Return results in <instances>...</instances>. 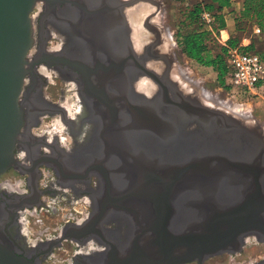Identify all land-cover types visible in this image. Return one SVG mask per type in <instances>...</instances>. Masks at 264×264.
<instances>
[{"label": "flooded vegetation", "instance_id": "1", "mask_svg": "<svg viewBox=\"0 0 264 264\" xmlns=\"http://www.w3.org/2000/svg\"><path fill=\"white\" fill-rule=\"evenodd\" d=\"M162 12L161 0H41L34 9L24 126L16 165L0 179V223L37 264L55 249L72 254L69 264H116L142 224L165 222L169 208L179 218L164 195L145 191L152 174L193 163L199 148L173 129L165 134L160 119L183 92L162 88L167 69H179ZM150 67L163 76L152 79ZM49 214L64 218L58 233L30 236V217L45 223Z\"/></svg>", "mask_w": 264, "mask_h": 264}, {"label": "water", "instance_id": "2", "mask_svg": "<svg viewBox=\"0 0 264 264\" xmlns=\"http://www.w3.org/2000/svg\"><path fill=\"white\" fill-rule=\"evenodd\" d=\"M39 1L0 0V179L16 165L15 149L24 126L21 96L32 65L28 56L35 42L33 12ZM142 5L146 6L138 7ZM167 71L164 91L168 94L177 87L183 92L172 100L173 108L162 109L164 133L173 129V134L193 138L199 148L190 159L193 163L187 160L170 171L152 174L145 190L152 199L164 195L167 207L171 205L179 218L175 220L169 208L165 222H151L147 228L142 224L132 248L126 247L116 264H204L210 256L241 251L248 236L264 241V134L203 97L171 68ZM158 72L148 70L154 80L160 77ZM231 135L234 151L223 145L207 148L199 140L205 136L221 142ZM238 136L250 141L247 150L240 147ZM188 177L193 179L191 186H186ZM0 264H37L19 252L1 223Z\"/></svg>", "mask_w": 264, "mask_h": 264}, {"label": "rangeland", "instance_id": "3", "mask_svg": "<svg viewBox=\"0 0 264 264\" xmlns=\"http://www.w3.org/2000/svg\"><path fill=\"white\" fill-rule=\"evenodd\" d=\"M161 1L163 3L162 17L164 18V22L168 26L169 32L175 42V45L172 48V52L177 56V63L179 65L178 70L179 72L181 71L180 73L183 75V77L188 80V82L192 84L195 83L196 85L203 88V91L205 92V96L203 97L209 100L215 99L212 100L213 102H215V104L222 106L235 115L241 114L240 116H245L246 118H250L251 116L250 119L254 118L256 120L254 122L264 128V88L258 90L254 94L240 95L234 92H228L222 86L221 82L218 79V73L215 69H213V67L201 65L194 59L188 57V55L184 51L183 40L185 34L197 29L196 24L190 23L189 12L196 3L207 0ZM234 2L235 6L238 7L239 2L237 0H234ZM229 22V38L233 37L234 39H236L239 44L238 46H246L245 43L248 42L249 44L251 40L258 43L264 42V37H260V34L262 33H255L254 28H252L250 25L241 23L239 24L236 21V17L234 15L229 17ZM206 24L204 23L202 27L209 28V25ZM227 37V34L224 33L223 38L226 39ZM228 39L222 40L220 33L218 35H214V33H212L208 37V40L210 41L208 45L210 46V51H212L210 54L214 55L218 51H220L221 45H224L223 43H226L227 45ZM258 48L260 49V53L262 52V54H264V44L259 45ZM228 103L229 105L234 104L236 107H238V110H236L237 108H235L233 111V109L226 107V105L228 106ZM238 111L241 113L239 114ZM64 212H66V210H64ZM33 217L34 216L30 217V222L28 224L30 230L29 235L37 239L39 237L46 239L48 237L46 233H50L45 231L44 234H40L39 230H45L47 227H49V230L52 231L51 234L55 235L59 231L57 227H60L64 222V218H59L58 215L56 216L53 214L42 215L45 223L37 222L35 218L33 219ZM71 257L73 256L72 254H70V252H67L63 249H55L54 253L48 257L46 264H69V259ZM243 258L248 261L257 258L261 259L259 261L264 260V241L251 238L250 242L244 243L241 251L235 253L225 252L213 255L208 257L204 263L234 264L238 262V260L240 261Z\"/></svg>", "mask_w": 264, "mask_h": 264}, {"label": "trees", "instance_id": "4", "mask_svg": "<svg viewBox=\"0 0 264 264\" xmlns=\"http://www.w3.org/2000/svg\"><path fill=\"white\" fill-rule=\"evenodd\" d=\"M232 4L233 0H207L196 3L189 12V18L190 23L197 25V29L186 33L183 40L184 51L188 57L201 65L213 67L217 71L218 79L225 89L229 88L226 84V78L229 75V48L240 47L245 51L256 52L264 59V54L260 53V49L258 48L264 42L258 43L251 40L246 46H238L237 40L233 37L228 39L227 45L223 43L224 45H221L220 51L216 54H210L212 51H210V46L208 45L210 42L208 37L212 33L214 35L221 34V30L227 27L222 11L224 8L231 7ZM204 11H209L214 16L212 24H208L209 28L202 27L205 22L202 20L201 14ZM236 21L239 24L250 25L252 28L255 25L259 26L262 33L260 37H264V0H243V9L240 15L236 17Z\"/></svg>", "mask_w": 264, "mask_h": 264}, {"label": "built area", "instance_id": "5", "mask_svg": "<svg viewBox=\"0 0 264 264\" xmlns=\"http://www.w3.org/2000/svg\"><path fill=\"white\" fill-rule=\"evenodd\" d=\"M202 20L211 24L214 16L209 11L201 14ZM255 33H261V28L254 26ZM221 38L225 40L222 35ZM229 75L226 90L236 94H254L264 88V59L256 52H249L240 47L230 48L228 54ZM229 78V80H228Z\"/></svg>", "mask_w": 264, "mask_h": 264}, {"label": "bare ground", "instance_id": "6", "mask_svg": "<svg viewBox=\"0 0 264 264\" xmlns=\"http://www.w3.org/2000/svg\"><path fill=\"white\" fill-rule=\"evenodd\" d=\"M142 13V12H141ZM143 16V15H142ZM139 17V16H138ZM137 17V18H138ZM142 18V17H141ZM137 20V19H136ZM139 20H140V18H139ZM134 25H135V28H137L138 27V25H140L139 24V22H137V21H135L134 22ZM226 30L225 29H223L222 30V32H223V35H224V32H225ZM139 35V34H138ZM137 35V33H136V36H135V39L137 40L138 38H139V36ZM227 36H228V33H227ZM136 43L139 45V43L136 41ZM165 44V43H164ZM163 48L165 49V48H167V46L165 47V46H163ZM168 48H169V46H168ZM170 56V55H169ZM175 57V56H174ZM154 63H151V65L152 66H154L153 65ZM150 65V66H151ZM159 65V64H158ZM176 66V65H175ZM162 67V66H161ZM153 68V67H152ZM182 69V68H181ZM173 70V69H172ZM159 71V70H158ZM163 71V70H162ZM161 72V71H160ZM177 72H179V70H175V72L174 73H177ZM181 72V71H180ZM183 72H185V71H183ZM185 75V74H184ZM183 76V75H182ZM142 81V80H141ZM185 81H187L188 82V80H185ZM191 81H193V80H191ZM149 82V81H148ZM150 83V82H149ZM189 83V85H190V87H195L194 86V84H192V83H190V82H188ZM193 85V86H192ZM198 86V85H197ZM153 89V88H152ZM198 89H199V93L202 95V96H205V92L203 91V88H201L200 86H198ZM147 91H149L148 89H147ZM146 91V92H147ZM150 91H152V90H150ZM206 91V90H205ZM212 100H215V99H212ZM218 101V100H217ZM215 103V102H214ZM221 104V103H220ZM225 105V104H224ZM218 106H220V105H218ZM226 107H228V108H231V109H233V111H234V109L235 108H237L236 110H238V107H236L234 104H230L229 105V103H228V106L226 105ZM223 108V107H222ZM225 110H227V109H225ZM228 112H230L231 114H233L231 111H229V110H227ZM237 112V111H236ZM238 113L240 114L241 112H239L238 111ZM243 113V112H242ZM234 116H237L238 118H240L241 120H242V122L244 123V125H246L248 128H250L251 130H259L261 133H263L264 134V128L262 127V126H260V125H258V124H256L254 121L253 122H251L252 120H250V118H246L245 116L244 117H242V116H240V115H235V114H233ZM238 138L241 140V145L242 146H240L241 148H242V150H247V148L249 147V142L250 141H248L245 137H243V136H238ZM199 140H200V143H202V144H204V146L205 147H207V146H220V145H223L224 147H227L228 149H230V150H232V151H234L235 150V146H234V136L233 135H231V136H227V137H225L224 138V140L223 141H221V142H210V141H208L207 139H206V137L205 136H203L202 138L201 137H199ZM208 148V147H207ZM240 149V148H239ZM239 149H237V152H240V150ZM249 239H251V237H246L244 240H245V242L247 241V240H249ZM90 244V242L88 243V245Z\"/></svg>", "mask_w": 264, "mask_h": 264}, {"label": "crops", "instance_id": "7", "mask_svg": "<svg viewBox=\"0 0 264 264\" xmlns=\"http://www.w3.org/2000/svg\"><path fill=\"white\" fill-rule=\"evenodd\" d=\"M237 1L239 2L238 7L235 6V2L233 0L232 6L229 8H224L222 11V13L224 14V18L226 20V23H227L226 24L227 27L225 28L226 31L224 33H226V34L228 33V37L225 40H227L229 38V26H230L229 17H231L232 15L237 17L238 15H240L241 10L243 9V0H237ZM222 35H223V32H222ZM245 44L247 45L248 42Z\"/></svg>", "mask_w": 264, "mask_h": 264}]
</instances>
